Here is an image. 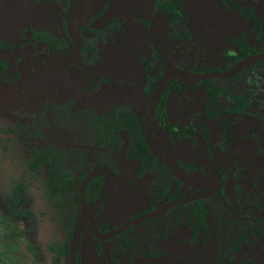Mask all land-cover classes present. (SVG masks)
I'll list each match as a JSON object with an SVG mask.
<instances>
[{
	"label": "flooded vegetation",
	"instance_id": "af4514ba",
	"mask_svg": "<svg viewBox=\"0 0 264 264\" xmlns=\"http://www.w3.org/2000/svg\"><path fill=\"white\" fill-rule=\"evenodd\" d=\"M71 1L39 0L41 10L33 11L27 0L25 3L14 0L11 6L7 4L8 0H0V60L9 63L8 72L14 73L17 68L21 71L18 84L27 73L40 70L47 75L46 91L63 100L56 101L46 94L44 81L40 92L50 100L53 109L59 107L70 114L90 111L94 123L81 121L80 125H74L83 130L87 138L90 130L92 136L97 133L86 125H98L101 121L95 119L99 116L106 120L101 124L109 129L123 128L119 142L105 139L103 147L98 148L88 139V144L97 150V161L93 167H86L87 156L84 154L85 163L78 172V178H83L79 188L82 202L78 219L83 208L94 205L97 227L108 232L167 202L196 192L180 182L166 165V150L149 119V100L164 72L171 67L195 73L224 72L249 55L263 53L264 50L249 53L237 60L244 52L263 48L254 15L258 13L263 22L264 19L258 6L257 11L230 9L222 0L216 1L224 20L211 25L206 24L208 12L194 11L193 0H104L88 23L81 26L83 45L75 58V43L66 19ZM234 1L244 7L253 3V0ZM50 13L53 21L48 18ZM22 20L35 21L39 26L33 30L25 26L24 30L29 32L23 31L24 36L17 38L16 28ZM48 26L55 27L56 31L51 32ZM48 35L68 40L71 47L68 50L59 46L52 48L46 40ZM25 67L29 70L26 69L23 76ZM195 69L203 71L196 72ZM6 79L11 77L4 76L3 81ZM77 92H81L85 101L105 106L107 111L82 107L79 101L76 102ZM37 96L33 92L29 98L41 101ZM155 120L170 140L183 172L216 180L218 190L201 200H205L209 208L219 210L222 234L215 232L212 239L206 235L203 240L193 243L190 231L189 241L178 232L177 223H183V218L171 217V214L182 210L178 207L194 202L176 206L159 217L130 227L133 230L125 237H129L131 243L123 250V259L117 258L118 249L116 252L111 249L99 252L103 259L107 256L105 264H183L174 257L162 261L159 257L152 258L155 250L171 251L172 255L188 261L197 255L199 261L196 264H210L216 255L210 249L213 241L231 238L228 249L233 253L239 252L250 238L264 244L261 236L249 234L238 249L235 247L243 237L236 230L241 215L252 214V222L257 225L260 224L258 219L263 218L259 210L264 207L262 201L260 203L264 195V61L245 68L231 79H210L200 83L170 80L156 107ZM135 137L147 143L151 154L144 157L132 152L130 144ZM103 170L110 173H98ZM90 182L98 192L96 196L92 194L85 198L84 191ZM230 183L234 186L238 209L228 197ZM178 192L180 197L172 198ZM164 215L166 219L164 217L154 234L139 226ZM172 219L174 226L161 228ZM105 222L114 227L104 231ZM188 228L190 230V221ZM129 229L102 241L85 228L81 241L83 244L84 235L89 233L100 248L99 242L120 246L119 236ZM114 240L117 241L110 243ZM177 241L188 251L174 249ZM230 258L221 255L218 262L226 264ZM67 261L70 264V258Z\"/></svg>",
	"mask_w": 264,
	"mask_h": 264
},
{
	"label": "trees",
	"instance_id": "16d2710c",
	"mask_svg": "<svg viewBox=\"0 0 264 264\" xmlns=\"http://www.w3.org/2000/svg\"><path fill=\"white\" fill-rule=\"evenodd\" d=\"M223 5L230 9H247L256 10L257 5L255 0L253 3L249 4L248 7L240 5L234 0H222ZM256 31L258 38L264 44V22L261 15L256 13ZM64 28L67 30L66 20H64ZM41 36L38 39L41 40ZM47 42L52 48L56 46L62 47L68 50L71 45L68 40L62 39L58 40L56 37L47 36ZM264 50V45L262 49H253L251 52L247 51L241 54L237 58L247 56L249 53H257ZM18 66V65H17ZM9 63L5 60H0V84L3 82L18 84L21 78V71L17 70L13 72H8ZM196 72H201L203 69H195ZM11 77L10 80L3 81V77ZM197 86V85H196ZM37 104V109L28 112L24 115V122L16 121L9 123L7 125H0V184L10 183L12 192L10 196L14 203L18 204L24 196L33 193V207L30 209V214L38 217L39 220H49L52 224L59 227L61 234L57 235L49 244L48 250L52 254V264H64L69 258V245L73 234L75 223L79 215V204L82 202L81 194L79 191L80 183L82 177L78 178V172L82 171L83 164L85 163V155L80 152L76 147H57L55 145H45L41 146L38 141L44 138L45 130L49 124L48 114L43 110V105L39 100H33ZM54 115L63 117L66 120L76 121V124L80 125L81 121L86 123L92 122L91 112L88 111L85 114H74L72 116L67 110L62 111L59 107H55L51 111ZM95 121L99 124L104 123L106 120L97 117ZM86 125L88 128L95 130L97 133L95 136L91 135L89 131L88 139L91 144L95 147H103L105 139L108 141L119 142L120 130L117 127L108 128L105 125ZM70 127L69 125H65ZM64 126V127H65ZM81 128V126H79ZM116 147L115 143H112ZM121 144V143H120ZM130 146H132V152H138L144 157L148 156L150 150L147 143L139 137H135ZM164 167V165L162 164ZM168 171V170H167ZM169 172V171H168ZM13 184V185H12ZM98 190L91 186V182L86 186L84 191V197L89 195L96 196ZM163 197V195H162ZM180 194H176L172 198H178ZM179 209L189 208V211L184 213L187 219L190 221V231L192 234L193 243L196 241L203 240V237L209 235L212 239L215 232L218 235L222 234V224L219 218V210L215 208H209L205 205V200H200L189 204L185 207H178ZM233 210V209H232ZM237 218V213L233 210ZM259 217L258 215L256 218ZM182 219V217H179ZM238 219V218H237ZM252 219H254L252 214L246 213L242 214L238 219L239 224L236 227L237 232L243 237H241L236 248L240 247V243L245 242L247 235L257 234L264 239V219H258L260 224H253ZM114 226H110L108 222H105L102 226L104 231H108ZM133 229H129L123 235L119 236L121 244L119 246V252L117 253L118 259H123V250L128 248L127 245L131 243L130 238H126ZM124 237V239H123ZM99 242V241H98ZM101 244L100 252L102 253L104 249L102 245L105 243L99 242ZM181 246V242L177 241L174 249H181L185 252V249ZM81 249L82 241L79 247L78 262L82 264L81 259ZM172 250V249H171ZM152 258L159 257L160 261L174 257L177 261H182L183 264H196L199 259L197 255L193 260L188 261L187 258H180L176 255H172L171 251H152ZM188 257V256H187ZM107 256L103 259V264H105ZM0 264H5L4 252H2V247L0 246Z\"/></svg>",
	"mask_w": 264,
	"mask_h": 264
},
{
	"label": "rangeland",
	"instance_id": "374dc122",
	"mask_svg": "<svg viewBox=\"0 0 264 264\" xmlns=\"http://www.w3.org/2000/svg\"><path fill=\"white\" fill-rule=\"evenodd\" d=\"M13 1L14 0H8L7 4L11 6ZM15 1L25 3V0ZM27 1L30 2L33 11L41 10L40 3L38 2L39 0ZM193 3L194 11L208 12L206 17L208 19L206 22L207 25L223 22L224 17L218 12L220 8H218V2L216 0H193ZM10 13L12 14V11ZM52 17L53 15L50 13L48 15L49 20H52ZM25 26L33 30V27H38L39 25L35 21H20L16 28L17 38H22L24 36L23 31L29 32V30H24ZM48 27L51 32L56 31L55 27ZM26 69L28 68L25 67L23 69V76ZM45 79H47V75H44L39 70L35 73H27L18 85H0V125H7L21 120L24 122V115L37 109V104L29 98V96L35 92L38 95L37 98L42 101L43 110L49 115L48 125H50L47 126L45 130L44 138L39 140L38 143L41 146H75L82 149V151H84L83 154L87 156L86 167H93L97 161V150L88 144V138L83 130L74 126L78 125L76 121H73L74 119L69 121L51 112L53 108L50 104V100L44 96L45 94L43 95L40 92ZM46 82L47 80L45 83ZM76 102L78 103L77 99ZM72 116L75 115L72 114ZM55 121H57V123ZM65 125H69L70 127H66ZM11 192L12 188L10 183L0 184V246L2 247V252H4L5 264H52V254L47 247L57 235L61 234L59 227L52 224L47 219L39 220L38 217L30 214L29 211L34 204L32 200L33 193L24 196L22 198L23 201L16 204L10 196ZM261 201L264 204L263 194L260 203ZM253 208V211H255V207ZM188 211L189 208H185L173 212L171 217L176 215L183 218V223H177L178 232L184 234L190 241V230L188 228L189 220L184 215V213ZM259 211L261 217L264 218V207ZM164 217L166 219L167 216L164 215L158 219L149 220L139 226L146 228L147 231L154 234V231L159 230ZM174 223V219L168 220L161 228L164 229L167 227L168 229L174 226ZM138 228H135V230ZM167 234H169V232ZM230 234H232V232ZM61 237H63V233ZM230 239L222 238L220 242L213 241L212 244H210V249L214 251V255L216 254L214 261L210 264H219L218 259L221 255H229L231 257L230 261L228 260L226 264H264L263 243L259 242L256 238H250L248 242L243 244L239 252L233 253L228 249V241ZM115 241L117 240L110 243ZM117 245H104L103 249L105 252H108L109 249L116 252V250L119 249ZM196 245H199V243ZM99 248L100 245L93 239L91 234L86 233L83 237L81 250L82 264H103V257L99 253ZM64 264H69V261H66Z\"/></svg>",
	"mask_w": 264,
	"mask_h": 264
},
{
	"label": "water",
	"instance_id": "95a60500",
	"mask_svg": "<svg viewBox=\"0 0 264 264\" xmlns=\"http://www.w3.org/2000/svg\"><path fill=\"white\" fill-rule=\"evenodd\" d=\"M258 9L260 10L262 17L264 19V0H256ZM104 0H72L71 5L66 12V19L68 23V29L70 36L75 43V52L74 57L77 58L79 54V50L83 45V40L81 36L80 28L82 25L88 23L90 17L95 14L99 8L103 5ZM92 3H95L94 5ZM264 61V52L249 55L243 58L241 61L236 63L232 66L229 70L224 72H203V73H195L190 72L185 69H180L176 67H171L167 69L162 78L159 80L156 86L155 94L151 100H149V109L148 115L152 125V129L154 133L160 138L165 150H166V165L171 170L173 175L182 183L186 184L187 186L196 190V192L167 202L166 204L162 205L155 211L132 219L128 222L121 224L120 226L116 227L115 229L103 232L101 231L94 220V205H90L88 209L83 208L82 213L76 222L71 240L69 245V258L70 264H78L77 255L79 250V245L82 237L83 230L85 228L90 229L92 234L102 241H107L110 239L115 238L119 234L123 233L130 227L143 222L144 220L159 217L162 214L166 213L167 211L171 210L172 208L180 205L189 204L203 198H206L212 194H214L219 186L216 180L213 177H203L196 174H186L181 169L178 160L176 158L174 148L170 142V140L166 137V135L160 130L158 124L155 120V110L158 105L159 100L164 92V89L167 83L172 80H180L189 83H200L210 79H231L237 74H239L245 68L257 64L259 62ZM52 78V77H51ZM49 84V81L46 82L44 86V90L46 94H48L51 98L56 101L63 102L62 98L54 94L52 92L46 91V86ZM78 98L77 100L80 102V105L85 108H89L92 110H104L107 111L105 106H101L99 104L87 102L84 100L83 95L81 92L76 93ZM98 173H110L109 170L98 171ZM106 188V186H105ZM104 191V190H103ZM228 197L235 205V208L238 209L235 199V190L232 183L229 184L227 189ZM86 212V216H83V213Z\"/></svg>",
	"mask_w": 264,
	"mask_h": 264
},
{
	"label": "bare ground",
	"instance_id": "6f19581e",
	"mask_svg": "<svg viewBox=\"0 0 264 264\" xmlns=\"http://www.w3.org/2000/svg\"><path fill=\"white\" fill-rule=\"evenodd\" d=\"M86 216V212L83 213V216L82 217H85Z\"/></svg>",
	"mask_w": 264,
	"mask_h": 264
}]
</instances>
